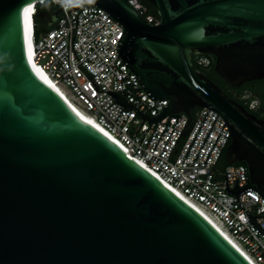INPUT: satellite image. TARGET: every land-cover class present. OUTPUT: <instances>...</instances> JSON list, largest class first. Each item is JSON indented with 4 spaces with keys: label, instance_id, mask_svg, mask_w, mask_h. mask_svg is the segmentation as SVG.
<instances>
[{
    "label": "water",
    "instance_id": "95a60500",
    "mask_svg": "<svg viewBox=\"0 0 264 264\" xmlns=\"http://www.w3.org/2000/svg\"><path fill=\"white\" fill-rule=\"evenodd\" d=\"M40 1L0 0V264H253L203 212L48 83L32 56L33 28L29 37ZM67 1L66 10L53 0L41 4L36 30L57 29L73 10L103 9L123 26L121 60L148 95L169 100L156 116L109 90L115 102L150 123L185 115L184 136L197 108L215 110L232 135L225 158L246 165L248 176L246 186L230 189L226 175L228 194L240 204L247 189L264 197V119L193 60L214 55L215 73L234 88L264 79V0H148L158 23L130 0ZM246 215L264 233L256 220L264 215Z\"/></svg>",
    "mask_w": 264,
    "mask_h": 264
},
{
    "label": "built area",
    "instance_id": "2783aa9c",
    "mask_svg": "<svg viewBox=\"0 0 264 264\" xmlns=\"http://www.w3.org/2000/svg\"><path fill=\"white\" fill-rule=\"evenodd\" d=\"M45 1L41 0L31 13L35 63L77 107L121 144L130 158L155 173L230 234L253 264H264V233H260L246 215V212L264 215V197L247 189L240 194L241 205L236 194H228L225 183L227 175L230 189H234L237 182L241 188L246 186V165L235 163L219 167L232 140L224 118L207 107L197 108L195 124L187 136L181 134L188 120L185 115L180 118L167 115L152 123L144 120L137 109L156 116L169 100L148 95L137 74L121 60L117 48L123 26L103 9L90 6L67 12L57 29L37 35L35 11ZM53 1L62 4L65 10L68 8L67 0ZM130 1L147 21L158 23L146 6L137 0ZM197 60L202 66L211 64V59L205 55L197 56ZM93 79L100 90L96 89ZM109 90L137 109L120 106ZM256 220L264 228V217H256Z\"/></svg>",
    "mask_w": 264,
    "mask_h": 264
},
{
    "label": "trees",
    "instance_id": "16d2710c",
    "mask_svg": "<svg viewBox=\"0 0 264 264\" xmlns=\"http://www.w3.org/2000/svg\"><path fill=\"white\" fill-rule=\"evenodd\" d=\"M137 1L140 2L141 4H143L144 6H146L148 9V13L154 15L155 19H157L159 21L160 17H159L158 10L151 2H149L148 0H137ZM37 21H38V19H37ZM36 34L39 35L40 33L36 30ZM205 56H207L211 59V64L209 66L200 65L198 63L197 56L193 58L195 65L200 70H202L209 78H211L215 83H217L233 99H235L236 101L243 104L250 112H252L253 114H255L256 116L259 117L260 113L264 112V79L256 81V84H255L254 89H253L255 92L259 93L258 97L261 100V105L257 110L251 109L248 105H246L244 103V101L242 99H240L239 97L238 98L234 97V95L230 91L231 89H234V88L231 87L225 80H223L220 76H218L215 73L214 69H215V65H216V57L214 55H210V54H207ZM248 83H249V87H251V83L246 82V84H248ZM244 93H246V92H244ZM244 93H240V95H242ZM228 164L229 163L227 162V160L225 158V154H224L220 163H219V167L224 168Z\"/></svg>",
    "mask_w": 264,
    "mask_h": 264
},
{
    "label": "bare ground",
    "instance_id": "6f19581e",
    "mask_svg": "<svg viewBox=\"0 0 264 264\" xmlns=\"http://www.w3.org/2000/svg\"><path fill=\"white\" fill-rule=\"evenodd\" d=\"M30 13V10H29ZM32 36V25L31 23L29 24V37ZM31 46V52H32V56H33V44H30ZM41 70V69H40ZM42 72V70H41ZM43 75L45 76L46 80L48 81V83L65 99V101H67V103L80 115V117H82L84 120H86L87 122L93 124L94 126H96L97 128H99L101 131L105 132L101 126H99L97 124V122L90 116L87 115L84 111H82L79 107H77L56 85H54V83L48 78V76L42 72ZM106 133V132H105ZM107 134V133H106ZM108 135V134H107ZM110 137V136H109ZM118 145L121 146V144H119L118 142H116ZM122 147V146H121ZM123 148V147H122ZM242 252V248L238 245V243L230 236V234H228L225 230H222L219 226H217ZM244 253V252H243ZM245 254V253H244ZM246 255V254H245Z\"/></svg>",
    "mask_w": 264,
    "mask_h": 264
},
{
    "label": "flooded vegetation",
    "instance_id": "af4514ba",
    "mask_svg": "<svg viewBox=\"0 0 264 264\" xmlns=\"http://www.w3.org/2000/svg\"><path fill=\"white\" fill-rule=\"evenodd\" d=\"M256 81H259V80L248 81L251 83V87H249V83L246 84L245 82L241 87L239 88L233 87L234 89L230 90L232 94L234 95V97H237V98L239 97L240 99L244 101L246 105H248L251 109H254V110H257L261 105V100L258 97L259 93L253 90L256 84ZM240 93H244V94L240 95ZM258 118L264 119V112L260 113Z\"/></svg>",
    "mask_w": 264,
    "mask_h": 264
}]
</instances>
